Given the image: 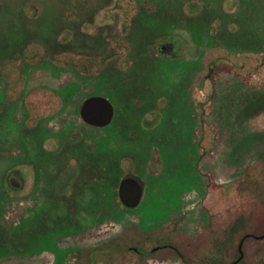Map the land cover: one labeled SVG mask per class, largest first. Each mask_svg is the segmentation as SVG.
<instances>
[{"label":"rangeland","instance_id":"rangeland-1","mask_svg":"<svg viewBox=\"0 0 264 264\" xmlns=\"http://www.w3.org/2000/svg\"><path fill=\"white\" fill-rule=\"evenodd\" d=\"M189 1L200 3L197 12L188 13ZM172 36L185 44L178 56L171 42L155 49ZM216 46L261 62L264 0H0V66L14 60L23 79L13 90L15 76L0 75V264H88L89 250L142 235L152 236L150 249L154 234L172 228V245L154 255L113 252L96 264L232 258L264 223V197L238 181L254 165L264 184V63L250 80L224 69L213 76L207 58ZM111 47L124 51L106 56ZM34 50L35 60L26 59ZM65 52L106 58L85 75L56 64ZM98 94L115 106L103 127L80 115L82 101ZM27 99L46 101V111L58 106L32 121ZM129 170L144 180L133 209L118 195ZM241 216L232 245L227 232ZM243 250L245 264H264V236Z\"/></svg>","mask_w":264,"mask_h":264},{"label":"trees","instance_id":"trees-1","mask_svg":"<svg viewBox=\"0 0 264 264\" xmlns=\"http://www.w3.org/2000/svg\"><path fill=\"white\" fill-rule=\"evenodd\" d=\"M200 6V3L197 1H189L186 4V10L188 11L189 14H193L195 12L198 11ZM165 42H171V44L173 45V48L176 49L175 50V56H178L180 54L179 49L183 46L184 47V43L183 40L178 38V37H160L156 44H155V49H158L160 51V48L162 47L161 45ZM215 49H217L216 52ZM124 50H120L119 53L123 52ZM174 51V50H173ZM214 51L212 50L207 58V66H208V71L213 70L212 71V75L216 76L215 74L217 73V71H219L220 69H224V71H227L229 73H235L238 74L240 76H242L244 79H249L252 78L251 76L253 75L254 72H258V74H260L261 70V66L263 65L262 63H264V57L263 60L259 63H255L254 60L251 58L253 55L250 53H243V52H238V51H230L227 49H219L217 46L214 48ZM118 50L116 51V49L114 47H111L109 49V51L107 52L106 56H111L112 54H119ZM263 54V53H262ZM37 56V51H28L26 52V59H33ZM106 56H84V55H79V54H73V53H62L61 55L55 57V61L56 64L59 65H68V66H73L76 67L79 71H81L83 74L85 75H89L92 73H96L98 71H100L103 68L104 65V60L106 58ZM257 57V56H256ZM256 59V58H255ZM5 63H10L12 65V67L10 69L5 68L7 65L5 63H2V65L0 66V75L1 76H5L8 78L15 76L14 79L12 78V86L11 89L15 90L16 86L18 84V82L23 81V79L20 80L21 78V73L19 70V67L15 65L14 60H6L4 61ZM255 66V67H254ZM255 74V73H254ZM206 78H211V74L208 75V73L205 75ZM17 93V91H16ZM43 93H49L52 94L53 97L59 102V98L57 97L58 95H56L53 92H49V91H45V90H41L38 91L37 94H43ZM44 100H40V103L34 102L33 100L30 101L29 99H27V103L30 105V120L32 121H37L40 117L45 116V115H49L52 112L56 111L57 109V104L55 105V107L52 108V110H44L42 107L44 105L48 106V103L45 101V103L43 102ZM32 104V106H31ZM38 104V105H35ZM197 107H199L200 109V113H202V120L204 121V108L203 106L199 105L200 103H196ZM40 107V108H39ZM151 120L145 118L144 119V125L148 126L150 124ZM206 152V149L203 150V154ZM202 154V153H201ZM264 160V159H263ZM254 165H249L245 172L241 175V177L239 178V182H241L242 186L240 187L241 189L245 190L248 194L253 195L256 199H262V197H264V184H263V179L259 176H256L257 174L252 173L251 168ZM244 217L241 216L238 219H236L231 227H230V231L227 232L229 234H227V241L229 243H231L232 245H235V240L233 238V235L235 234L236 230L238 229V227L241 225V223H243L244 221ZM174 225H171L170 227H172ZM129 228V227H128ZM129 230V229H128ZM127 230V231H128ZM132 231H135V227H132ZM170 233H167L166 235H162L159 236L158 234H154V237L156 238V242L155 244L151 245L150 249H146L145 246L147 244V242L149 243L152 239V236L148 235H142V236H138L139 239L136 242H132V243H124V244H119V242L116 243H111L108 244L104 247L98 248V249H92L89 250L87 252L88 255V264H96V259L98 257L101 256H110L113 254V252H118V253H132L135 254V256H137V258L139 260L144 259L146 256L149 255H154L156 253V251L158 249H162L165 247H169L171 246V234H173L174 230L173 228L169 231ZM248 233V232H247ZM251 233V234H250ZM248 233L249 236L245 239L244 244L249 241L251 239V237H255V236H264V223L261 225V227L259 228L258 231H252ZM245 236V235H244ZM233 238V239H232ZM242 238V237H241ZM139 241V242H138ZM152 242V241H151ZM216 242L218 243V247L222 246L225 249L228 248V244L224 243L223 240H216ZM145 244V245H144ZM230 245V244H229ZM177 254H179L180 252L176 251ZM182 258L185 259V256L180 253L179 254ZM232 258L227 261L225 264H230L231 262H233L238 256V249L237 247H235V249L233 250V254H232ZM196 260H200V258H198L197 256H195ZM187 263L192 264L191 260H186ZM16 264H24V263H16ZM200 264H211V261H209V259L204 260L201 259ZM213 264V263H212ZM238 264H245L242 261H240Z\"/></svg>","mask_w":264,"mask_h":264},{"label":"water","instance_id":"water-1","mask_svg":"<svg viewBox=\"0 0 264 264\" xmlns=\"http://www.w3.org/2000/svg\"><path fill=\"white\" fill-rule=\"evenodd\" d=\"M80 115L82 119L94 126H105L109 124L114 116V105L112 101L105 95H92L85 98L80 106ZM12 174L8 176L11 185L18 187L22 184L20 180L13 183ZM19 181V182H18ZM119 197L121 203L127 209L136 208L140 203L143 195V184L141 179L136 175H124L119 184ZM249 236H244L238 246L239 257L231 264H238L244 257L243 244Z\"/></svg>","mask_w":264,"mask_h":264},{"label":"flooded vegetation","instance_id":"flooded-vegetation-1","mask_svg":"<svg viewBox=\"0 0 264 264\" xmlns=\"http://www.w3.org/2000/svg\"><path fill=\"white\" fill-rule=\"evenodd\" d=\"M165 44H166V43H163V44L161 45V46H162L161 48H163V46H164ZM171 47H173V45H172ZM174 54H175V49H174L172 55H174ZM112 103H113V102H112ZM113 105H114V104H113ZM114 115H115V106H114ZM113 118H114V116H113ZM112 120H113V119H112ZM38 121H40V119H38ZM86 123H87V122H86ZM88 124H89V123H88ZM90 125H91V124H90ZM107 125H108V124H107ZM93 126H94V125H93ZM98 127H103V126H98ZM151 158L154 159V161L158 160L159 163L161 162V161H160V160H161L160 156H155V155L153 154V155L151 156ZM149 169H150V167H149ZM152 170H153V169H152ZM13 172H14V171H13ZM124 175H136V176H138V177L141 179L142 184H143V195H142V198H143V196H144V180H143V178H142L141 176H139L137 173L133 172L132 170H129V171L125 172V173L123 174V176H124ZM123 176H122V177H123ZM7 177H8V174H7ZM122 177H121V178H122ZM15 180H17V178L13 176V177L11 178V181L14 183ZM18 180H19V179H18ZM18 182H19V181H18ZM20 182H22V181H20ZM118 189H119V188H118ZM118 195H119V191H118ZM119 201H120V197H119ZM141 201H142V199H141ZM120 204L123 205V204L121 203V201H120ZM123 207H124V205H123ZM124 208H125V207H124ZM126 209H127V208H126ZM243 245H244V244H243ZM243 251H244V250H243ZM238 253H239V250H238ZM244 256H245V252H244ZM238 257H239V256H238ZM238 257H237V258H238ZM237 258H236V259H237ZM236 259H235V260H236ZM243 259H244V257H243ZM243 259H242V260H243ZM242 260H241V261H242ZM231 263H232V262H231ZM231 263H230V264H231Z\"/></svg>","mask_w":264,"mask_h":264},{"label":"crops","instance_id":"crops-1","mask_svg":"<svg viewBox=\"0 0 264 264\" xmlns=\"http://www.w3.org/2000/svg\"><path fill=\"white\" fill-rule=\"evenodd\" d=\"M57 93V92H56Z\"/></svg>","mask_w":264,"mask_h":264}]
</instances>
